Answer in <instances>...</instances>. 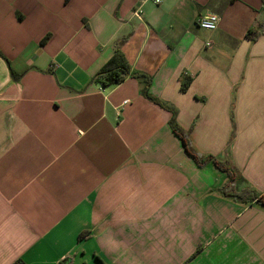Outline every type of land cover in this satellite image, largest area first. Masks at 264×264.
Segmentation results:
<instances>
[{"label": "crops", "instance_id": "1", "mask_svg": "<svg viewBox=\"0 0 264 264\" xmlns=\"http://www.w3.org/2000/svg\"><path fill=\"white\" fill-rule=\"evenodd\" d=\"M172 119L264 196V0H0V264H264V204Z\"/></svg>", "mask_w": 264, "mask_h": 264}, {"label": "trees", "instance_id": "2", "mask_svg": "<svg viewBox=\"0 0 264 264\" xmlns=\"http://www.w3.org/2000/svg\"><path fill=\"white\" fill-rule=\"evenodd\" d=\"M256 33V29L250 28L247 30L246 35L254 37ZM129 72L130 67L128 63L125 61L121 52L116 49L110 61L100 69L91 80L103 87H108L121 83L128 76ZM186 86L187 84H183L181 89L185 90ZM170 126L174 134L180 139L186 153L192 158L197 166L202 167L208 162H212L218 169L227 174V182L220 188V193L224 197H231L243 202L256 201L257 203L264 204V196L258 195L253 189H237V171L229 160L217 159L210 154L199 153L193 146L188 131L178 125L174 119L171 120Z\"/></svg>", "mask_w": 264, "mask_h": 264}, {"label": "built area", "instance_id": "3", "mask_svg": "<svg viewBox=\"0 0 264 264\" xmlns=\"http://www.w3.org/2000/svg\"><path fill=\"white\" fill-rule=\"evenodd\" d=\"M142 2L147 1V0H140ZM156 3L159 2V0H154ZM139 11L136 13L138 14ZM219 17L215 12L212 11H205L202 13L197 21L196 24L199 28L204 29V30H214L217 27ZM207 46L210 45V43L206 44Z\"/></svg>", "mask_w": 264, "mask_h": 264}]
</instances>
